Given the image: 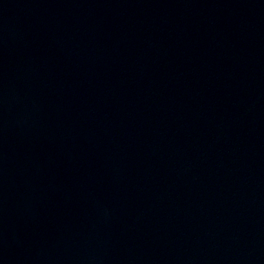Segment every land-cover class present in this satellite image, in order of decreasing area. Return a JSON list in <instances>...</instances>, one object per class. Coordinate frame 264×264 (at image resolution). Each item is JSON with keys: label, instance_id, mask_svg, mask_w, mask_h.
<instances>
[{"label": "water", "instance_id": "1", "mask_svg": "<svg viewBox=\"0 0 264 264\" xmlns=\"http://www.w3.org/2000/svg\"><path fill=\"white\" fill-rule=\"evenodd\" d=\"M0 264H264V0H0Z\"/></svg>", "mask_w": 264, "mask_h": 264}]
</instances>
